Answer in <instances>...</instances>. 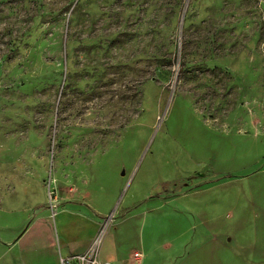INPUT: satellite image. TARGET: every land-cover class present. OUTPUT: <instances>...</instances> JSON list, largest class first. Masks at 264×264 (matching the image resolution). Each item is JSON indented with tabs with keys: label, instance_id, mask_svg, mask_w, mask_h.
Listing matches in <instances>:
<instances>
[{
	"label": "rangeland",
	"instance_id": "1",
	"mask_svg": "<svg viewBox=\"0 0 264 264\" xmlns=\"http://www.w3.org/2000/svg\"><path fill=\"white\" fill-rule=\"evenodd\" d=\"M99 177L145 197L133 238L264 249V0H0V231Z\"/></svg>",
	"mask_w": 264,
	"mask_h": 264
},
{
	"label": "crops",
	"instance_id": "2",
	"mask_svg": "<svg viewBox=\"0 0 264 264\" xmlns=\"http://www.w3.org/2000/svg\"><path fill=\"white\" fill-rule=\"evenodd\" d=\"M135 177L136 173L128 178L130 186L135 182ZM125 182L126 178L115 177L112 182L109 177H99L97 190L89 189L86 192L84 206L87 211L76 212L67 206L59 207L54 215L53 231L42 220L50 218L47 208L35 213L34 218H38L37 221L41 219V222L32 223L33 229L37 231L35 238H6L9 234L0 231V264H59V255L81 252L88 246L102 218L113 211L115 204L122 213L107 229L106 233L111 234L112 238H106V233L103 236L100 246L102 260H109L113 264H264V249L259 240L262 237L259 235L251 241L254 244L253 251L242 253V259L236 256L240 252L223 251L221 238H189L190 242L188 238H143V222L140 236L135 227L134 237L137 238H133L131 226L137 225L135 217L145 218L146 211H138V216H135L128 210L136 202L144 201L145 197L135 192L125 193L117 204ZM0 221L3 222L1 217ZM187 243H190L189 249H186ZM134 252L141 254L139 259L134 257Z\"/></svg>",
	"mask_w": 264,
	"mask_h": 264
},
{
	"label": "built area",
	"instance_id": "3",
	"mask_svg": "<svg viewBox=\"0 0 264 264\" xmlns=\"http://www.w3.org/2000/svg\"><path fill=\"white\" fill-rule=\"evenodd\" d=\"M113 217L114 214L109 213L102 218L97 233L83 251L69 255H59V264H113V262L102 260L100 257L101 241L107 229L111 226ZM140 256L139 252H134L136 259H139Z\"/></svg>",
	"mask_w": 264,
	"mask_h": 264
}]
</instances>
